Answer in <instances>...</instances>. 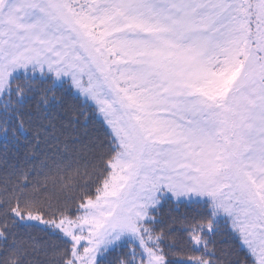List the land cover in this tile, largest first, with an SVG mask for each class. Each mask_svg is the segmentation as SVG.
<instances>
[{"label":"snow or ice","instance_id":"6c2138e0","mask_svg":"<svg viewBox=\"0 0 264 264\" xmlns=\"http://www.w3.org/2000/svg\"><path fill=\"white\" fill-rule=\"evenodd\" d=\"M0 264H264V0H0Z\"/></svg>","mask_w":264,"mask_h":264}]
</instances>
